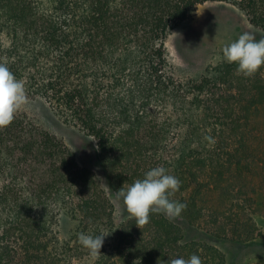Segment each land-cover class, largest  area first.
<instances>
[{
	"label": "trees",
	"instance_id": "16d2710c",
	"mask_svg": "<svg viewBox=\"0 0 264 264\" xmlns=\"http://www.w3.org/2000/svg\"><path fill=\"white\" fill-rule=\"evenodd\" d=\"M206 2L231 4L264 31V0H0V62L26 94L94 141L118 192L143 178L138 155L161 134L167 170L181 181L171 199L187 205L175 219L151 212L138 227L130 215L116 223L92 173L17 112L0 128V264H170L192 254L224 264L185 228L255 241V215L264 216V78L237 83L233 100L217 98L209 114L206 80L176 79L166 53L171 32ZM62 216L75 223L64 241ZM82 232L109 233L99 255L80 244Z\"/></svg>",
	"mask_w": 264,
	"mask_h": 264
},
{
	"label": "rangeland",
	"instance_id": "374dc122",
	"mask_svg": "<svg viewBox=\"0 0 264 264\" xmlns=\"http://www.w3.org/2000/svg\"><path fill=\"white\" fill-rule=\"evenodd\" d=\"M244 32H252L258 40L264 39V31L250 25L235 6L225 2H206L197 6L191 18L174 29L166 39L165 48L173 76L183 82L206 80L204 97L211 110L209 114H214L217 98L233 100L228 94L236 92L237 83L248 84L264 78V66L255 75L245 77L235 64L222 59L223 47ZM28 99L29 103L18 113L61 141L73 153L78 167L92 173L99 193L114 206L116 223L130 215L97 158L94 141L77 128L65 124L42 98L28 96ZM160 135L156 136L160 140L157 144L141 149L138 155L140 159L136 160L140 175L156 166L167 169L165 156L169 146L161 140ZM255 218L257 236L250 243H234L211 237L196 228H185V232L188 238L208 243L221 251L225 256L224 264H264V216L258 212ZM74 226L75 223L68 216L60 217L56 228L58 239H68Z\"/></svg>",
	"mask_w": 264,
	"mask_h": 264
},
{
	"label": "clouds",
	"instance_id": "9594fccd",
	"mask_svg": "<svg viewBox=\"0 0 264 264\" xmlns=\"http://www.w3.org/2000/svg\"><path fill=\"white\" fill-rule=\"evenodd\" d=\"M222 59L235 64L237 70L245 77L255 75L264 66V39H256L252 32H244L222 49ZM29 103L25 84L18 79L6 63L0 62V128L8 126L15 115ZM214 143L210 136L205 137ZM181 181L165 167L156 166L136 179L126 190L121 189L117 195L122 199L128 214L138 225L149 222L151 212H162L169 219L180 217L187 208L186 203L171 199L179 191ZM103 234L80 233V244L93 255H99L105 236ZM170 264H203L201 258L192 254L189 258H173Z\"/></svg>",
	"mask_w": 264,
	"mask_h": 264
}]
</instances>
